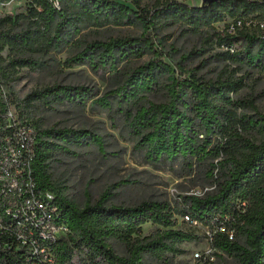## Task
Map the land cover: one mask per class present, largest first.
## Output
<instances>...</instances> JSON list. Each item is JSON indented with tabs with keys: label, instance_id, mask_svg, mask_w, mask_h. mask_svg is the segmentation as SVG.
<instances>
[{
	"label": "trees",
	"instance_id": "trees-1",
	"mask_svg": "<svg viewBox=\"0 0 264 264\" xmlns=\"http://www.w3.org/2000/svg\"><path fill=\"white\" fill-rule=\"evenodd\" d=\"M6 1L9 0H0V4ZM58 1L59 8L54 0H27V14L15 19L11 16L0 18V128L8 125L7 113L13 106L22 124L36 127L33 176L42 191L54 194L61 214L59 221L69 229L58 242L56 263L145 264V254L160 257L166 252H179L178 244L197 241L200 236L174 229L177 212L168 203L145 201L133 206L107 205L108 197L104 195L95 203L78 207L68 200L52 180L50 159L58 150L69 151L70 147L86 145H94L104 153L105 144L101 136L83 129H41L30 119L27 108L37 101L49 103V99L82 105L83 109L91 101L92 109L97 108L113 121H119L144 162L156 169L180 164L181 176H191L196 174L198 166L208 165L206 175L211 185H218L217 190L203 196H183L182 216L197 222V226L208 228L214 256L234 258L236 264H264V142L238 144L236 115L220 107L215 100V91L226 95L229 90H235L237 84L224 83L215 88L193 79H177L171 86L168 102L145 103L138 95L140 84L148 90H157L164 83L165 70H172L171 65L161 59L162 54H157L150 37L168 23L182 24L195 31L212 30L211 37L219 46L246 42L248 56L257 44L264 54V41L258 39L256 33L243 30L231 35L218 30L219 25L228 29L231 22L242 18H263L264 2L221 0L192 6L178 0H164L148 9L137 0ZM22 22L26 26L18 29L17 25ZM136 23L145 28V35L85 44H81V40L74 42L89 28ZM77 44L80 48L67 60L68 65L89 66L95 73L108 74L115 80L104 96L97 98L98 94L85 86L57 84L32 92L24 100L19 99L12 85L10 66L36 68L39 65L33 58L36 54ZM7 47L14 55L9 63L2 55ZM148 49L158 57L134 67L126 78L119 80L121 71L142 59ZM244 55L239 49L235 54L224 53L234 62L243 60ZM256 66L264 72V60ZM185 88L191 93L187 100ZM4 133L0 129V138ZM223 156L225 160L216 163ZM147 223L164 229H158L150 240H142L141 229ZM243 232L246 244L237 238L230 239L231 233ZM109 239L125 244L129 256L118 255ZM24 261L22 252L0 248V264H24Z\"/></svg>",
	"mask_w": 264,
	"mask_h": 264
},
{
	"label": "rangeland",
	"instance_id": "rangeland-1",
	"mask_svg": "<svg viewBox=\"0 0 264 264\" xmlns=\"http://www.w3.org/2000/svg\"><path fill=\"white\" fill-rule=\"evenodd\" d=\"M137 1L142 7L151 9L164 0ZM178 1L192 6L201 4V0ZM28 7L27 0H10L0 6V18L11 16L15 19L20 14H27ZM25 26L23 22L17 25L18 29ZM218 27L221 33L225 30L223 25ZM82 34L74 42L81 40V44H85L95 40L141 37L146 31L141 24L136 23L100 29L89 28ZM212 34V30L195 31L182 24L172 23L153 32L150 37L154 40L157 54H162L161 59L168 62L172 70H165L164 83L157 90H148L145 85L140 84L138 95L145 103L168 102L171 99V86L177 79H193L215 88L224 83L237 84L235 90H229L226 95L215 91V100L220 107L230 109L236 115L238 144H247V141L260 144L264 142V72L256 64L264 60V54L260 53V46L256 44L248 56L245 53L246 42H238L236 46L240 53L245 54V59L234 62L224 56L226 47L219 46L216 39H212ZM78 48L80 44L76 47L63 45L61 49L38 53L33 57L39 61L36 68L10 66L12 85L19 99L24 100L32 92L57 84L85 86L94 90L98 94L97 98L104 96L115 80L108 74L95 73L89 66H69L67 60L75 55ZM157 54L148 49L142 59L130 63L121 71L119 80L126 78L127 73L134 67L156 59ZM2 55L7 63L14 58L8 47ZM190 97V91L185 88V100ZM27 109L30 119L41 129H83L103 139L104 153L94 145L70 147L69 151L58 150L49 161L53 182L72 203L84 207L88 203H95L104 195L108 197L107 205L133 206L145 201L168 203L177 212L174 229L200 236L197 241L178 244L179 252H166L160 257L145 254V264H205L206 261H211L212 264H236L234 258L214 256L207 237L208 228L201 224H188L189 220L181 213L183 196L196 192L203 196L217 190L218 185H211L206 175L210 168L208 165L198 166L194 175L181 176L183 172L180 164L161 170L146 164L142 154L134 149V142L130 141V136L122 129L119 121H113L108 114L97 108L92 109L91 101L86 109L82 105L61 103L53 99H49V103L34 102ZM220 160H225V157H219L216 163ZM215 173L219 175L218 170ZM158 229L164 228L147 223L141 229L140 238L150 240L157 234ZM231 235L230 239L237 238L242 244H246L244 232ZM108 242L118 255L129 256V248L125 244L116 239H109ZM197 253L204 256L210 254L214 261L198 260L195 257Z\"/></svg>",
	"mask_w": 264,
	"mask_h": 264
},
{
	"label": "built area",
	"instance_id": "built-area-1",
	"mask_svg": "<svg viewBox=\"0 0 264 264\" xmlns=\"http://www.w3.org/2000/svg\"><path fill=\"white\" fill-rule=\"evenodd\" d=\"M54 4L59 8L58 0H54ZM223 26L222 33L227 31L234 35L249 30L264 41V17L239 19L231 22L228 29ZM226 51L235 54L238 47L229 46ZM7 121L6 128H0L5 132L0 138V248L22 252L24 264H57L58 242L69 229L59 221L61 214L54 194L42 191L33 176L36 127L22 124L13 107L8 110ZM193 194L198 195L197 192ZM186 218L191 225L197 226V222ZM208 239L211 242L210 232ZM195 257L214 261L210 254L197 253Z\"/></svg>",
	"mask_w": 264,
	"mask_h": 264
},
{
	"label": "water",
	"instance_id": "water-1",
	"mask_svg": "<svg viewBox=\"0 0 264 264\" xmlns=\"http://www.w3.org/2000/svg\"><path fill=\"white\" fill-rule=\"evenodd\" d=\"M217 1H221V0H201V4L205 5V4H211Z\"/></svg>",
	"mask_w": 264,
	"mask_h": 264
}]
</instances>
